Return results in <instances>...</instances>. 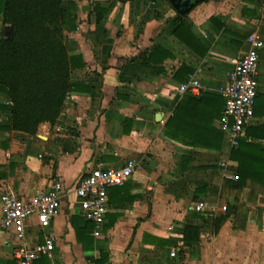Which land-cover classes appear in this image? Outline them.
I'll return each mask as SVG.
<instances>
[{"label": "crops", "instance_id": "crops-1", "mask_svg": "<svg viewBox=\"0 0 264 264\" xmlns=\"http://www.w3.org/2000/svg\"><path fill=\"white\" fill-rule=\"evenodd\" d=\"M60 5L68 54L81 64L71 69L74 86L55 122L40 123L34 135L7 128L10 112L3 105L10 102L0 92V194L27 199L56 180L64 194L46 228L30 216L20 240L0 230V264H16V243L32 246L46 234L54 236L56 264H264V178L234 184L237 162L229 155L236 143L220 128L219 92L246 51L247 37L264 42L263 7L252 0H198L180 14L170 0ZM176 13L194 36L179 31L188 45L173 33ZM156 49L170 55L150 61ZM181 66L190 72L184 76ZM192 75L200 93H181L179 85ZM255 75L252 114L242 135L261 151L255 159L262 166L264 45ZM217 130L223 134L220 148L195 143L210 142ZM128 158L136 166L125 183L108 189L109 210L101 235L94 236L72 187L99 163L116 166ZM200 201L204 206L196 210ZM186 226L198 229L196 239L183 238ZM76 227L86 228V247Z\"/></svg>", "mask_w": 264, "mask_h": 264}, {"label": "trees", "instance_id": "trees-1", "mask_svg": "<svg viewBox=\"0 0 264 264\" xmlns=\"http://www.w3.org/2000/svg\"><path fill=\"white\" fill-rule=\"evenodd\" d=\"M60 3L61 0H0L3 23L0 33V92L10 102L9 106L3 105L10 112L9 129L34 135L40 123L53 124L66 93L74 86L70 72L81 62L78 56L68 54L62 28L65 13ZM172 21L176 24L173 33L188 45V39L179 31H184L189 37L194 36L183 16L176 13ZM8 24L12 25L10 38L4 34V26ZM157 53H161V56L155 60L153 56ZM168 55L161 49L152 50L149 60L162 61ZM189 72L190 69L185 68L184 76ZM206 95L202 93L201 98ZM195 102L200 103L198 100ZM173 121L174 117H170L166 125L170 126ZM222 136V132L217 130L212 133L210 142L195 143L218 149ZM259 153L261 151L254 144L246 141V136L241 135L236 139V146L231 148L229 155L230 159L237 162L236 186L242 185L247 179L263 180L264 164L261 166L255 159ZM85 229L75 228L76 238L83 247H86L84 238L90 240L88 235L81 237ZM197 237L196 227L184 228L185 240Z\"/></svg>", "mask_w": 264, "mask_h": 264}, {"label": "built area", "instance_id": "built-area-1", "mask_svg": "<svg viewBox=\"0 0 264 264\" xmlns=\"http://www.w3.org/2000/svg\"><path fill=\"white\" fill-rule=\"evenodd\" d=\"M264 9V0H252ZM248 47L228 72L219 92L223 98V110L220 128L232 144L242 135L247 119L252 114V103L257 90L255 70L258 64L259 49L264 42L257 35L247 37ZM181 93L198 95L200 83L192 75L179 85ZM136 166L134 159L128 158L116 166L98 164L82 174L72 187L78 207L86 220L92 223L91 233L100 236L106 213L109 210L108 189L122 185L130 177ZM64 194L61 181H53L46 190H36L31 197L25 199L12 191L0 194V230L13 233L20 240L25 233L27 219L34 216L40 229L46 228L60 206ZM202 201L195 206L200 210ZM54 236L44 235L41 241L32 246L16 243L12 249V259L16 264H36L46 258L47 264H56L52 259ZM175 252H170L174 256Z\"/></svg>", "mask_w": 264, "mask_h": 264}, {"label": "water", "instance_id": "water-1", "mask_svg": "<svg viewBox=\"0 0 264 264\" xmlns=\"http://www.w3.org/2000/svg\"><path fill=\"white\" fill-rule=\"evenodd\" d=\"M198 0H170L171 5L180 13H186ZM12 33V25L4 26V34L10 38Z\"/></svg>", "mask_w": 264, "mask_h": 264}]
</instances>
